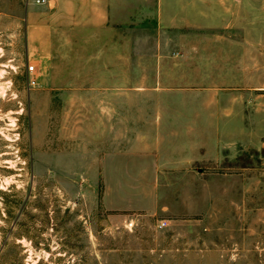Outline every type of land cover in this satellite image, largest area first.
<instances>
[{"label": "rangeland", "instance_id": "obj_1", "mask_svg": "<svg viewBox=\"0 0 264 264\" xmlns=\"http://www.w3.org/2000/svg\"><path fill=\"white\" fill-rule=\"evenodd\" d=\"M250 7L240 29L138 46L64 25L56 1L0 0V264H264V0Z\"/></svg>", "mask_w": 264, "mask_h": 264}, {"label": "crops", "instance_id": "obj_2", "mask_svg": "<svg viewBox=\"0 0 264 264\" xmlns=\"http://www.w3.org/2000/svg\"><path fill=\"white\" fill-rule=\"evenodd\" d=\"M53 1H56L57 12L63 14L64 25L70 24L73 28L100 30L110 35L136 36L138 38L135 43L138 46L141 41L139 37L144 34L175 36L182 32L195 30L224 31L230 19L233 22V30L240 29L242 20L249 19L251 15L250 5L257 2V0H43V4L47 6V9H50ZM147 2H150L152 7L146 9L143 4ZM145 11H148L150 15L148 18L144 15ZM144 64L146 63L140 60L131 62L130 66L136 72L133 81L136 84L140 78L139 68ZM122 67L127 68L129 65L125 63ZM155 67V77L160 83L163 79L161 71L164 69V61H155ZM124 79L125 72L122 75L123 82ZM96 82L107 84L111 83L112 79L102 77L100 81ZM135 90L133 94L138 98L141 94L139 87H136ZM108 94L96 91L90 93V100L94 101L93 105L92 102L90 103V114L94 116L107 114L109 108H98L97 100L102 98L107 100ZM121 99L120 112L122 116L127 117L130 110L128 102L123 101L128 99V95ZM99 110H104V113ZM132 114L139 116L144 115L145 112L136 109ZM93 123L95 124V120ZM125 124L127 125V123L122 125Z\"/></svg>", "mask_w": 264, "mask_h": 264}, {"label": "built area", "instance_id": "obj_3", "mask_svg": "<svg viewBox=\"0 0 264 264\" xmlns=\"http://www.w3.org/2000/svg\"><path fill=\"white\" fill-rule=\"evenodd\" d=\"M33 70H34V67H32V66H29V67H28V73L32 72ZM29 85H30V86H35L36 83H35V81L29 80ZM162 226H163V224L161 225V227H162Z\"/></svg>", "mask_w": 264, "mask_h": 264}, {"label": "trees", "instance_id": "obj_4", "mask_svg": "<svg viewBox=\"0 0 264 264\" xmlns=\"http://www.w3.org/2000/svg\"><path fill=\"white\" fill-rule=\"evenodd\" d=\"M37 264H42V263L39 262V263H37Z\"/></svg>", "mask_w": 264, "mask_h": 264}]
</instances>
